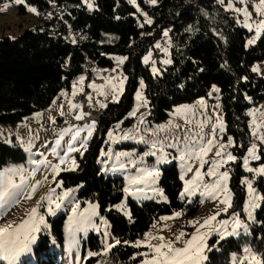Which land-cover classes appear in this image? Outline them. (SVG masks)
Segmentation results:
<instances>
[{
  "label": "trees",
  "instance_id": "1",
  "mask_svg": "<svg viewBox=\"0 0 264 264\" xmlns=\"http://www.w3.org/2000/svg\"><path fill=\"white\" fill-rule=\"evenodd\" d=\"M62 1L26 0V3L38 14L50 4ZM72 1L79 5H73L62 16L38 20L33 28L17 35L0 36V124L15 125L24 117L48 108L63 91L71 88L76 76L82 73L84 60L90 59L93 66L111 67L112 55H126L125 92L118 102L102 109L92 143L80 158L79 167L59 175L65 187L83 185L79 197L98 203L114 236L121 241L103 257L102 264H136L140 259L135 255L138 248L130 241L142 236L163 214L182 210L186 205L189 214L197 211V203L187 204L180 199L183 182L175 163L161 166L159 183L168 201L128 199L131 218L114 208L124 197L123 178L101 173L97 153L107 129L127 115L141 80L145 83L151 123L168 118L175 105L207 96L213 85L220 88L227 133L235 140L238 156L228 166L233 195L228 213L243 215L247 190L242 179L255 174L243 166V157L251 144L245 112L251 104L264 100V77L252 70L253 63L264 58V32L248 45L252 32L238 24L218 0H161L155 5L139 0L152 17L151 23H146L127 0H94L92 10L82 0ZM22 8L25 10V5ZM167 27L173 42L172 62L161 67L160 74H152L141 57L154 47ZM74 29L87 35L85 41L73 40ZM131 120L127 118L125 124H131ZM259 152L264 164V147ZM23 159L24 152L17 142L0 143V168L7 162ZM254 184L264 197V176H256ZM49 220L50 231L40 232L34 248L40 264L55 262L57 249H51L52 239L63 243L65 214ZM216 240L213 237L211 242ZM245 244L264 255V199L250 225V234L220 240L203 264H231V253ZM84 245L100 252L103 241L92 232Z\"/></svg>",
  "mask_w": 264,
  "mask_h": 264
},
{
  "label": "rangeland",
  "instance_id": "2",
  "mask_svg": "<svg viewBox=\"0 0 264 264\" xmlns=\"http://www.w3.org/2000/svg\"><path fill=\"white\" fill-rule=\"evenodd\" d=\"M82 1L89 10L95 8L94 0H82ZM127 1L131 4V6H133L137 10L139 14L143 16V19L146 23L149 20L152 22V17L147 14L146 10L143 8V5L139 2V0H127ZM160 1L161 0H155V2L153 3L152 0H145V3L148 5H155ZM218 2L220 3V0H218ZM229 3L232 4L233 6L232 8L228 7ZM259 3L260 0H243V3L241 2V0H224V2L220 4H222V6L226 11H230L232 15L235 16L236 21L241 26L244 25L245 18L242 12H238L235 9H242L245 7L247 8V11L250 13L251 16V19L248 22L253 26L252 31H250L252 32L250 39H253L254 37H256V32H255L256 23L261 19H264V14L257 12L256 10V5H258ZM88 4H91L92 7L89 8ZM23 5H25V10H23L22 8ZM30 8H34V7L27 4L26 0H24L22 4L16 3V0L1 1L0 2V36L4 35L5 33L17 35L19 32L27 28H33L38 22V18L36 11L35 12L30 11L29 10ZM6 30H10V33L6 32ZM164 32H168V36L165 37L162 34V36L155 42L154 47L151 48L146 53H144L141 57L142 63L148 66L152 74H160L161 67L169 65V64H163L161 61L165 59H169L172 62L170 48L173 42H172V37L169 33V27L165 28L163 33ZM263 32L264 30L261 31L260 35ZM258 38L255 39L254 43L257 41ZM157 43L160 44L161 46L160 48L155 47ZM248 45L251 44L248 43ZM161 49H167V52H164ZM149 53H151V59L148 61V63H145L144 57L149 55ZM117 57H126V55H121V54L112 55L114 64L111 67L110 66L101 67L95 64L94 67L92 68L93 77L89 80L87 79V76L83 72L78 76H76L75 78L73 88L76 85L79 78L85 77L83 79V82H80L79 87H77L76 89H80L81 91H83V93L87 95L86 96L87 98L89 96L91 97L90 100L91 102H89L88 107L93 111H97L98 109H100L101 108L100 104L108 105L111 102H115L113 100V96L116 95L117 93L112 88V85L108 83V80L110 78L112 79V84H115L118 88L120 86V80L126 77V79L123 80V91L118 94V101L125 92V88L127 84V75L123 71V66L127 60V57L124 60L123 64H120L118 62V60L116 59ZM153 61H155V64H153ZM153 67H155L158 70L156 73H153ZM253 68H257L258 71L255 72L259 73L261 76L264 77V58L255 61L252 65V69ZM114 69L115 71L119 69L121 72L113 75L112 72H114L113 71ZM140 82L137 87V90L134 93L133 104L130 110L128 111L127 115L124 116L122 119L116 121L114 125H111L107 129V131L105 132L106 135L105 138L108 139V142L103 141L99 145V149L97 153L98 155L97 161L100 168V172L105 174L106 176L122 177L124 182V189L126 187L130 189V191L127 193L124 191L123 199L114 206L116 210L120 211L128 218H131V210L128 205V199H132L137 202H145L148 200L168 201V197L164 193V190L162 189L159 183L160 176L155 184H147V185H129L128 177L137 175L136 169L142 167L151 168L155 166L156 168H158L161 174V166L172 163H175L177 165L179 174L181 175L182 162L179 159V152L175 148L168 147L169 144L176 143L179 141L181 142L180 147H183L185 143L188 144L189 147H198L199 144L206 143L207 140L213 139V127L217 125V118L219 117L223 121L224 131L221 132L219 130V127L216 128V131L214 133L216 144L204 157V159L209 161V163H206L204 167L201 169V172L205 174L202 183L211 184L217 179V177L207 176L206 173L208 169L211 167L210 162L213 159H217V160L222 159V157H216L215 153L219 147V144L221 143L227 144L229 137H231L233 144L227 147L225 151L231 152L232 155L238 157L237 154L235 153V148H236L235 140L230 134L227 133L225 112L222 108L220 88L217 85H213L210 88L207 96L200 97L192 102H183L178 105H175L169 111L168 118H166L164 121L151 123L148 120V114H149L148 101H147V105L145 106L143 102H138L136 99V93L137 91H140L144 99L147 100L144 94L145 83L143 81V88H141ZM90 84H95L97 87L95 89L91 88L89 87ZM100 86H103V88H101ZM213 88L218 89V91H213ZM101 92H103L104 94L101 95L100 94ZM62 96L64 95H60L59 97ZM59 97L53 101L50 107L24 117L22 121H20L15 125L0 124V143L13 145L15 142H17L21 150L24 152V159L22 161L7 162L0 168V171H3L10 167L23 168L24 175L26 178L25 187L22 189L23 195H13L6 198V202H0V226H3L5 224H11L13 227H15L21 224L24 220L28 219V215L32 208H37V215L38 216L43 215L45 219V225L40 226V231L37 233H33V235L35 236V240L29 245V250L22 253L20 257L14 262V264H40V260L35 256V251H34V248L39 241V234L40 232L50 231L51 223L49 218L56 217L61 213L65 214V221L63 228V243L60 245L59 241L56 239H52L51 241V249L52 250L57 249V254L54 256L55 257L54 264H102L103 257H106L108 254H110L111 250L114 248L112 247L107 251L105 250L106 246H105L104 233L105 232L108 233V237H107L108 244H115V240L118 239L117 237L114 236L111 230V224L109 219L105 214H102L100 212L98 203L92 200L83 201L79 197L78 193L83 185L65 187L63 183H61L60 187L56 186L57 182H62L61 179L59 178L60 173L62 171H66L65 169L71 167V160L74 159L79 167L80 158L85 155L86 151L89 149L92 143V139L96 131V126L98 125L97 121H94L95 128L92 132V136L87 139V143L85 147H81V141L85 137H87L88 133L86 129L84 131H81L80 136L73 144V147L78 148L79 151L71 152L68 154L67 157H65V163L60 165L61 171L59 172V174L54 173L50 168H46L43 165L37 166L36 164L31 163L32 160L42 159L40 153H43L44 156L47 157V160L51 161L52 164H59V156H63L64 152L67 150V141L71 139V135H72V133H69L61 141V146L60 148L57 149L59 156L53 155L51 149L54 146L55 140L58 138L59 131L70 126L66 122H64V118L68 115L76 117V115L80 114L83 109H85L86 112V108L80 105H78L79 107L76 108H70L69 102L66 103L58 102ZM199 100H204L205 102L204 107H200L198 105L197 102ZM71 103L75 104L73 102ZM65 105L69 106L71 112L65 114L60 118H57V116H59L58 113L60 114L61 111L65 109L66 107ZM185 107L189 108L190 110L186 112L182 111L180 113H176L177 108H185ZM93 111L90 110V112L93 115L97 114L96 112ZM132 112H135V115H129V113ZM252 113H256L255 117H253ZM245 117H246L245 121L247 123L248 131L250 134V141H251L250 146L252 144H255L257 146V154L260 155L259 149L261 147H264V142L252 136L251 133L254 129V125L252 123L253 119H255L257 124L264 125V100L258 102L257 104H251L245 112ZM127 118L132 119L131 124H125ZM141 119L143 120V123H141ZM92 122L86 123L80 126L79 128L84 129L86 125H90L92 124ZM117 125H119V127H117ZM186 126H191V127L196 126L198 127V130L187 131ZM50 127H53L54 131H58L56 132L57 135L55 137L49 138L48 130H50ZM159 129H163V130L161 131ZM73 131H75V127L73 128ZM109 131L113 132L114 139L111 140L109 139L108 137ZM125 133H131L133 138L122 139L121 137H123ZM260 135L264 136V127L260 129ZM141 138H143V140ZM143 141H148V143H144ZM152 142L157 143L156 149L151 148ZM161 142L163 143V152L167 154V159L157 164L156 161L158 157H160L161 155ZM101 150H103L105 153L111 152L112 158H109L107 155L101 156ZM150 151H155L156 156L145 155ZM121 152L133 153V155L131 157L123 156L121 157L120 161H117L115 159V154ZM130 159L135 161L142 160L143 163H137L136 166L133 167L129 163ZM231 162L234 161H229L227 164H224L222 167L218 169V173L228 170L229 180L227 181V186L230 191H231L230 188L231 174L228 166ZM120 163H124L126 167L123 169L119 168ZM188 163L192 165L193 170L187 173V175L185 176L186 180H190L194 175L196 168L199 167V161L197 160L194 159L189 160ZM261 164L263 163H261L260 160L249 159L248 167L255 169L259 167ZM32 169H36V171L33 175L29 176L28 173ZM256 176H258L256 173L254 174V177L246 175L243 177L242 181L245 179L251 180L253 183V187L256 189L257 193L262 197L261 193L257 190L256 185L254 184ZM45 177H47V179H45ZM14 180L17 184L20 183V178L18 175L14 177ZM37 181H40L41 183L37 185ZM33 185H37L34 192H32ZM245 186L247 190V185L245 184ZM137 187L143 188L144 189L143 192L137 193L136 192ZM51 188L56 189L53 199H55L56 195H60L64 191L72 189V191L69 193V196L64 200L63 204L61 205V208L56 209L54 214H49L47 212V201L42 200L43 197L48 195L49 190ZM183 188H184V182L181 192L183 191ZM160 190L163 191V197L159 195ZM202 190L203 189L199 190L197 194L194 196L185 197V199L183 200L180 198L182 201L186 202L187 204L197 203L198 206H197V211L195 213L189 214L187 212L189 207L186 205L184 209L175 211V212H181L182 215L166 221L159 219L158 221L153 223L152 226L145 231V233L150 232L154 236H163L166 241L172 240L174 242V247H178V248L183 247L184 241L191 238V235L195 233L196 228L199 227V224H202L205 218L215 214L217 211H220L221 213L219 216H217V221L229 220L230 223L228 228L229 231H231L232 214L238 212L228 213L230 212V208H229L228 212L224 213L222 211L224 206L219 203V199L213 200L211 198L201 196L200 191ZM29 193H31V197L27 198ZM247 200H248V195H246V200L243 207L244 214L242 215L239 213V218L242 221H244V223L247 225V232H245L243 229H240L238 235L226 236L225 239L231 237L237 238L242 235L250 234V225L255 221L256 212L259 209V207L252 210L254 219L249 220L247 217V213L244 211ZM69 201L72 202L69 203ZM232 201H233V195H232ZM261 203H262V199L259 201L260 206ZM75 204H79L80 207L78 211L80 212H83L84 209L88 208L89 204H94L98 206L96 209L98 214L96 216H93L92 219L95 225L100 229V231H97L96 228H88L86 231L77 232L76 243L70 245L68 232H67V225H68L69 217L72 216L71 209L75 206ZM117 206H122V207L118 208ZM175 212L163 214L161 217L173 216ZM101 218H103V221L106 223H103L101 221ZM189 221H199V224L193 226L189 224ZM217 221H214L213 224L215 225ZM154 224L156 225L155 227H153ZM165 225H167V227H165ZM201 231L202 232L207 231V229H201ZM92 232L100 235L103 241V248L101 249L100 252H93L89 247H85L84 245L85 240ZM180 232H184L186 235L180 241L177 242L175 241V237L179 235ZM144 234L142 236L137 237L135 240L130 241V243L133 245L137 240L144 241L145 240ZM213 237H216L217 240L211 242V239ZM218 240L220 241V238L214 232L207 237L208 249L205 250L206 257L208 256V252L212 248L218 246L217 245ZM150 243L153 245H157L160 243V241L151 240ZM245 248H250L252 252L258 254L251 245L245 244L240 250H236L231 253L230 255L231 264H251L250 259H246V257H249L250 254L245 251ZM89 252L97 253V255L89 256L88 255ZM144 252L149 253V258L152 255L150 249L142 245L135 252L136 257H140L139 261L136 262V264H142V261L146 257L138 255V253H144ZM101 255L102 257H100ZM204 262L205 261H203L202 264ZM0 264H9V261L0 259Z\"/></svg>",
  "mask_w": 264,
  "mask_h": 264
},
{
  "label": "snow or ice",
  "instance_id": "3",
  "mask_svg": "<svg viewBox=\"0 0 264 264\" xmlns=\"http://www.w3.org/2000/svg\"><path fill=\"white\" fill-rule=\"evenodd\" d=\"M24 0H16V3H23ZM154 3L155 0H152ZM224 0H220V3H223ZM243 3V0H241ZM88 7L91 8L92 5L88 4ZM229 8H232V4L229 3ZM30 11L35 12V8H30ZM238 12H242L243 16L245 18L244 21V27L248 28L249 31H252V24H250L248 21L251 19L250 13L247 11V8L242 9H235ZM257 12H260L264 14V0H260V3L256 5ZM147 23H151V21H147ZM264 30V19H261L258 21L255 25V32L256 37L253 39H250L248 41L249 44L254 43L255 39L259 37L261 31ZM163 35L165 37L168 36V32H164ZM156 48H160V44L157 43L155 45ZM164 52H167V49H161ZM120 64H123L126 57H117L116 58ZM151 59V53L149 55L144 57V62L148 63V61ZM163 64H170L171 60L165 59L161 61ZM153 64H155V61H153ZM253 71H258L257 68H253ZM115 71V69L113 70ZM158 70L153 67V73H156ZM83 77L80 78V82H83ZM126 79L123 78L120 80V86L117 88L115 84H112V79L110 78L108 80V83L112 85V88L117 93L113 96V100L115 102H118V94L123 91V80ZM141 83V88H143V81ZM89 87L96 88L97 86L95 84H90ZM103 88V86H100ZM75 88V86H74ZM213 91H218V89L213 88ZM76 92H73V95H75ZM101 95L104 93L101 92ZM62 95H66L62 93ZM89 100H91V97H88ZM136 99L138 102H143V104L147 105V100L144 99L142 93L140 91H137L136 93ZM198 105L200 107H204L205 102L204 100H199ZM70 108H76L79 107L76 104H72L71 101L69 102ZM101 108L107 107L105 104H100ZM190 109L185 108H177L176 113H180L182 111H189ZM61 115H64V112L61 111ZM129 115H135V112L129 113ZM253 117H255L256 113H252ZM83 118V114L76 115V120H81ZM54 122V121H53ZM141 123H143V120L141 119ZM254 125V129L252 131V136L256 137L257 139L264 142V136L260 135V129L264 127V125L257 124L255 119L252 121ZM75 126H69L65 129H62L58 133V138L54 142V146L51 149V152L53 155L59 156V153L57 152V149L61 146V141L63 138L68 135L69 133H72L71 139L67 141V150L64 152L63 156H59V164H52L51 161L47 160V157L44 156L43 153H40V156L42 159L40 160H32L31 163L36 164L37 166L43 165L46 168H50L54 173L59 174L61 171L60 165L65 163V157L68 156L71 152H77L79 151L78 148L73 147L74 142L77 140V138L80 136L81 131L87 130V137H85L81 141V147H85L87 143V139L92 136V132L95 128V122L93 121L92 124L86 125L84 129L75 127V131H73V128ZM119 127V125H117ZM202 127V126H201ZM219 127V130L221 132L224 131V124L221 118H217V125L213 127V139H209L206 141V143L199 144L198 147H189L188 144H184L183 147H180L181 142L171 143L168 145V147L175 148L179 152V159L182 162L181 163V175L180 179L184 182V188L183 191L180 193V198L183 200L185 197H191L197 194V192L201 189L200 195L205 196L208 198H211L213 200L219 199V203L223 205L222 211L224 213L228 212V209L232 207V194L227 186V181L229 180V172L228 170H225L223 172L218 173V169L222 167L224 164H227L229 161H236L237 157L232 155L231 152H226V148L231 146L233 144V141L231 137L228 138L227 144H219V147L215 153L216 157H222V159L217 160L213 159L211 163V167L207 171V176L209 177H217V179L211 183V184H203L204 180V173L201 172V169L204 167L206 163H209V161L205 160L204 157L207 155V153L211 150V148L216 144L214 133L216 131V128ZM163 130V129H159ZM109 139H114V134L112 131L108 132ZM122 139H129L133 138L131 133H125ZM143 140V138H141ZM144 143H148V141H143ZM157 143L152 142L151 148L156 149ZM107 155L109 158H112V153H105L103 150H101V156ZM133 153L128 152H121L115 154V159L117 161H120L121 157L128 156L131 157ZM145 155H151L156 156L155 151H150L149 153H146ZM167 159V154L163 152V143L161 142V155L158 157L156 163L159 164ZM197 160L199 161V167L196 168L194 175L190 180H186L185 176L188 172H191L193 170L192 165L188 163L189 160ZM249 159L252 160H260V155L257 154V146L255 144H252L248 150L247 155L243 158V166L248 172H254L257 175L264 176V164H261L257 168H251L248 167L249 165ZM129 163L135 167L137 163H143V161H135V160H129ZM78 165L76 164V161L73 159L71 160V167L65 170L68 171H74ZM126 165L124 163L119 164V168L123 169ZM36 169H32L28 175L31 176L35 173ZM137 175L129 176L128 177V183L129 185H147V184H155L160 176V172L158 168L155 166L149 168V167H142L137 168ZM19 176L20 183L17 184L14 180L15 176ZM47 179V177H45ZM25 175H24V169L23 168H15L10 167L3 171H0V202H6V198L13 196V195H23L22 189L25 187ZM41 182L37 181V185H39ZM62 182H57L56 186L60 187ZM242 183L247 185V195L248 200L246 202L244 211L247 213V217L249 220H253V212L252 210L260 207L259 201L261 199H264V197H261L256 189L253 187V183L249 179H245L242 181ZM32 186V192L35 191L36 186ZM143 188L137 187L136 192L141 193L143 192ZM72 191V189L64 191L60 195H56L55 199H53V196L55 195L56 189L51 188L49 190L48 195L42 198V200L47 201V212L49 214H54L56 209H60L61 205L63 204L64 200L69 196V193ZM124 191L127 193L130 191L128 187L124 189ZM155 191V189H154ZM159 195L163 197V191H159ZM31 197V193L28 194L27 198ZM166 199V198H165ZM18 202V201H17ZM72 201H69L71 203ZM54 205V207H53ZM79 204H75V206L71 209L72 216L69 217L68 225H67V232H68V238L70 245L76 243V233L80 231H86L88 228H96L97 231H100V229L95 225L93 222V216H96L98 213L96 211L97 205L89 204L88 208L84 209L83 212L78 211ZM118 208H121L122 206H117ZM221 213L220 211H217L215 214L208 216L204 219L202 224H199V221H189V224L195 226L196 224H199V227L196 228L195 233L191 235V238L184 241L183 247H174V242L172 240H165L163 236H154L152 233H145V240L140 241L137 240L132 245L133 247L140 248L142 245L150 249L152 255L149 258V253H138V255L146 257L142 264H202L203 261L207 259L205 256V250L208 249L207 244V237L211 235L213 232L216 233L220 240L225 239L226 236L231 235H238L239 230L243 229L245 232H247V225L239 218V213H233L231 217V231H229V220H220L217 221V216H219ZM182 215L181 212H175L173 216H164L160 217V220L166 221L169 219H174L176 217H179ZM101 221L103 223H106L103 221V218H101ZM217 221V223L214 225L213 222ZM45 225V219L43 215H37V208H32L28 219L24 220L21 224L13 227L11 224H5L3 226H0V259H4L9 261V264H14V262L20 257V255L26 251L29 250V245L35 240V236L33 233H37L40 231V226ZM156 225L154 224L153 227ZM167 227V225H165ZM201 229H207V231H201ZM162 230V229H161ZM186 234L184 232H180L179 235L175 237V241H180ZM23 237V238H22ZM105 237V250H109L112 247H115V245H118L121 243L119 239L115 240V244H108L107 243V237L108 233H104ZM151 240H159L160 243L157 245H153L150 243ZM127 243V242H125ZM219 243V240L217 241V244ZM245 251L248 252L250 255L249 257H246V259H250L251 264H264V255H258L250 248H245ZM89 256L97 255V253L89 252Z\"/></svg>",
  "mask_w": 264,
  "mask_h": 264
},
{
  "label": "built area",
  "instance_id": "4",
  "mask_svg": "<svg viewBox=\"0 0 264 264\" xmlns=\"http://www.w3.org/2000/svg\"><path fill=\"white\" fill-rule=\"evenodd\" d=\"M73 5H79V2H75L72 0H64L62 2H56L50 4L48 7H46L44 10H41L38 12L37 17L38 19H47L48 17H56V16H62L66 12H68V9L71 8ZM81 29H74L72 31V37L77 40V35L81 33ZM92 68L90 67L89 64L84 60L83 63V70L82 72L87 76V79H91L93 77L92 75ZM116 73H119V70L116 71ZM87 95L83 92H76L75 95L73 93H67L66 95L59 97L58 102H73L77 105H80L82 107H87L88 105V98L86 97ZM102 110L96 112L97 114L93 115L89 109L86 110L83 119L81 120H76L75 116L68 115L64 118V122H66L68 125L71 126H77L80 127L86 123H90L92 121H99L101 115H102ZM68 117V118H67ZM92 119V120H91ZM55 126V125H53ZM187 131H193V130H198V127H191V126H186ZM58 131H54L53 127H50V130H48V136L49 138L55 137L57 135ZM104 142H107V138L103 139Z\"/></svg>",
  "mask_w": 264,
  "mask_h": 264
},
{
  "label": "crops",
  "instance_id": "5",
  "mask_svg": "<svg viewBox=\"0 0 264 264\" xmlns=\"http://www.w3.org/2000/svg\"><path fill=\"white\" fill-rule=\"evenodd\" d=\"M6 32H8V33H10V30H6ZM85 78V77H84ZM74 85V84H73ZM73 85L71 86V88L69 89V90H65V91H63L62 93H64V94H67V93H72V92H83V91H81L80 89H76L77 87H79V85H80V78L78 79V81H77V83H76V85H75V88H73ZM62 95V94H61ZM89 102H91L89 99H88V104H89ZM92 103H94V102H92ZM66 107H65V109L63 110V112H64V115L65 114H68V113H70L71 112V110H70V108H69V106H67V105H65ZM50 107V106H49ZM87 107H88V105H87ZM87 107H84V108H86V110L87 109H89V107L87 108ZM103 108H100V109H98L97 111H99V110H102ZM89 110H91V111H93L92 109H89ZM67 111V112H66ZM97 111H93V112H97ZM80 114H83V116H84V114H85V109H83L82 111H81V113ZM58 115L59 116H57V118H60V117H62V116H64V115H61V114H59L58 113ZM74 115V114H73Z\"/></svg>",
  "mask_w": 264,
  "mask_h": 264
},
{
  "label": "bare ground",
  "instance_id": "6",
  "mask_svg": "<svg viewBox=\"0 0 264 264\" xmlns=\"http://www.w3.org/2000/svg\"><path fill=\"white\" fill-rule=\"evenodd\" d=\"M38 20L41 21V19H38ZM86 38H87V35L82 31L81 33H79V34L77 35V40L75 41L74 38H73V40L77 43V42L85 41ZM86 62L89 64L90 67H94L93 64H92V61H91L90 59H86ZM117 70H119V69H117ZM117 70H116V71H117ZM116 71L112 72V74L115 75V74H116ZM120 72H121V71L119 70V73H120ZM92 74H93V73H92ZM99 120H100V119H99ZM97 122H98V121H97Z\"/></svg>",
  "mask_w": 264,
  "mask_h": 264
}]
</instances>
